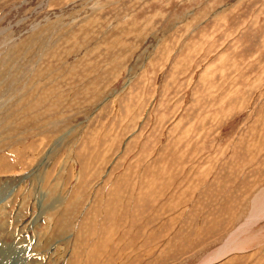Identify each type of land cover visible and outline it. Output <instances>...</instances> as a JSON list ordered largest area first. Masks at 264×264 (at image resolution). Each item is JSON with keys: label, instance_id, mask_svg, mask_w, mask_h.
I'll use <instances>...</instances> for the list:
<instances>
[{"label": "rangeland", "instance_id": "rangeland-1", "mask_svg": "<svg viewBox=\"0 0 264 264\" xmlns=\"http://www.w3.org/2000/svg\"><path fill=\"white\" fill-rule=\"evenodd\" d=\"M0 190L3 264H264V0H0Z\"/></svg>", "mask_w": 264, "mask_h": 264}, {"label": "bare ground", "instance_id": "bare-ground-1", "mask_svg": "<svg viewBox=\"0 0 264 264\" xmlns=\"http://www.w3.org/2000/svg\"><path fill=\"white\" fill-rule=\"evenodd\" d=\"M2 190H0V192H1ZM1 195V194H0ZM263 208V207H262ZM261 212H264V209L263 210H259V211H255V213L253 212V214L251 215V216H249V218L247 219V222H250V223H253L255 220H257L259 217H264V214H260ZM43 218V217H42ZM37 224V223H36ZM35 225V224H34ZM245 225V223H243L242 224V226H244ZM249 225V224H248ZM241 226V227H242ZM240 227V228H241ZM239 228H237V230H238ZM242 231V230H241ZM240 231V232H241ZM234 232L235 231H233V232H231L230 234H229V237H228V239L226 240V242L223 244V245H221L219 248H217L216 250H214V252L211 254V255H209V257L206 259V262L205 263H203V262H201V263H203V264H210V263H212V262H214L215 260H217L218 258H220L221 256L223 257V256H225L226 255V253L227 252H229V250L231 251V249H233V244H234V241H235V236H234ZM239 232H236V235L238 234ZM47 235V234H46ZM46 235H44L43 237H45ZM38 237H40V236H38ZM42 237V238H43ZM237 237V236H236ZM41 238V237H40ZM41 238V239H42ZM39 239V238H38ZM44 239H47V238H44ZM246 240V239H245ZM244 240V241H245ZM24 241V240H23ZM42 241V240H41ZM45 241V240H44ZM43 241V242H44ZM25 242V241H24ZM55 242V241H54ZM53 242V243H54ZM45 243V242H44ZM52 243V242H51ZM240 243V242H239ZM239 243H236V244H239ZM242 243V242H241ZM244 244V243H243ZM246 244V243H245ZM57 245V244H56ZM242 245V244H241ZM8 246V245H7ZM9 246H10V244H9ZM35 246V245H34ZM45 247V246H44ZM46 247H47V245H46ZM52 247V246H51ZM50 247V248H51ZM58 247V246H57ZM60 247V246H59ZM58 247V248H59ZM11 248V247H10ZM34 248V247H33ZM49 248V247H48ZM6 249V248H5ZM15 249V248H14ZM41 249V248H40ZM39 249V250H40ZM8 250H9V248H8ZM12 250V249H11ZM43 250V249H42ZM6 251V250H5ZM10 251V250H9ZM14 251V250H13ZM30 251V250H29ZM17 252V251H16ZM59 252V251H58ZM1 253H2V251H1ZM4 253H6V252H4ZM3 253V254H4ZM40 253V252H39ZM46 253V252H45ZM56 253V252H55ZM12 254H14V253H12ZM19 254V253H18ZM1 255V254H0ZM10 255H11V253H10ZM9 256V255H8ZM73 256V255H72ZM1 258V257H0ZM3 258V257H2ZM10 258V257H9ZM28 258V257H27ZM14 259V258H13ZM12 259V260H13ZM35 259L36 258H34V261H35ZM204 259V258H203ZM9 260V259H8ZM7 260V261H8ZM36 260H38V259H36ZM11 261V260H10ZM33 261V260H32ZM69 261V260H68ZM20 262V261H19ZM27 262H28V260H27ZM26 262V263H27ZM7 263V262H6ZM14 263V262H13ZM30 263V262H29ZM36 262H34V264H35ZM0 264H3V262L0 260ZM5 264V263H4ZM17 264V263H16ZM21 264H23V263H21ZM32 264H33V262H32Z\"/></svg>", "mask_w": 264, "mask_h": 264}]
</instances>
